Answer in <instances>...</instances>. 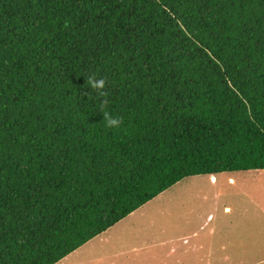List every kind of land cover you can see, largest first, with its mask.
I'll return each instance as SVG.
<instances>
[{
    "label": "trees",
    "instance_id": "16d2710c",
    "mask_svg": "<svg viewBox=\"0 0 264 264\" xmlns=\"http://www.w3.org/2000/svg\"><path fill=\"white\" fill-rule=\"evenodd\" d=\"M252 170L264 0H0V264H57L185 178Z\"/></svg>",
    "mask_w": 264,
    "mask_h": 264
},
{
    "label": "rangeland",
    "instance_id": "374dc122",
    "mask_svg": "<svg viewBox=\"0 0 264 264\" xmlns=\"http://www.w3.org/2000/svg\"><path fill=\"white\" fill-rule=\"evenodd\" d=\"M57 264H264V170L185 178Z\"/></svg>",
    "mask_w": 264,
    "mask_h": 264
},
{
    "label": "clouds",
    "instance_id": "9594fccd",
    "mask_svg": "<svg viewBox=\"0 0 264 264\" xmlns=\"http://www.w3.org/2000/svg\"><path fill=\"white\" fill-rule=\"evenodd\" d=\"M86 84L91 89L96 90L98 97H106L108 93L105 91L107 80L105 78H97V75L90 73L86 76ZM100 112L103 114V123L109 129H119L124 123L123 117L114 115L108 110V100L102 99L100 104ZM213 177H216L214 175Z\"/></svg>",
    "mask_w": 264,
    "mask_h": 264
},
{
    "label": "crops",
    "instance_id": "0c3cea01",
    "mask_svg": "<svg viewBox=\"0 0 264 264\" xmlns=\"http://www.w3.org/2000/svg\"><path fill=\"white\" fill-rule=\"evenodd\" d=\"M217 176V175H216ZM212 178H213V180H215V177H213V176H211ZM231 180H232V178H231ZM159 197V196H158Z\"/></svg>",
    "mask_w": 264,
    "mask_h": 264
}]
</instances>
